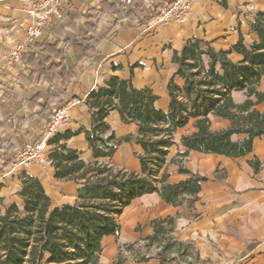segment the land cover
<instances>
[{
  "label": "trees",
  "instance_id": "1",
  "mask_svg": "<svg viewBox=\"0 0 264 264\" xmlns=\"http://www.w3.org/2000/svg\"><path fill=\"white\" fill-rule=\"evenodd\" d=\"M121 8L120 19L135 18L140 3L135 0L129 12ZM71 27L63 15L55 19L51 38L39 39L23 56L32 62V68L21 81L29 86L36 77L43 80L46 92L37 97L43 99L41 111L50 115L52 106L60 108L67 104L66 89L77 76L73 67L66 68L62 52L71 49L77 60L88 57V36L97 28L92 24L91 32H80L75 40L66 43L64 34ZM250 29L256 33L257 41L249 47L239 40L230 51L217 52L206 43L188 40L180 53L174 52L175 76L182 85H177L173 78L168 82L166 112L156 107L157 98L150 89H136L130 80L112 77L90 92L85 100L91 115L90 128L83 132L95 161L85 163L77 151L61 144L74 137V133H55L48 141V161L54 179L79 184L77 202L52 208L40 181L22 173L18 192L21 204H11L0 214V264H102V239L117 238L118 218L123 210L148 194H157L164 203L181 208L182 213L155 219L151 235L119 246L115 264H123L125 254L135 263L151 259L157 260V264L175 260L186 263L193 259L208 264L199 259L191 242L173 236L178 218L192 221L198 217L195 204L201 183L208 180L192 174L185 162L190 151L241 158L252 152L256 138L264 136V113L256 110L264 102V92L257 90L264 77V12L256 14ZM231 52L239 54L241 60L232 62L228 57ZM236 93L243 94V102H235ZM113 111H117L121 123L137 127L135 135H115L106 121ZM209 116L226 120L229 126L213 131ZM190 122L195 131L181 137L183 151L168 163L176 132ZM233 136L243 138L233 141ZM122 143L140 147V153L134 152L140 173L98 161L111 158ZM249 164L256 173L261 168L256 159ZM170 167L187 178L177 183L169 181ZM213 177L224 179V170H216ZM152 248L157 250L154 257L147 255Z\"/></svg>",
  "mask_w": 264,
  "mask_h": 264
},
{
  "label": "crops",
  "instance_id": "2",
  "mask_svg": "<svg viewBox=\"0 0 264 264\" xmlns=\"http://www.w3.org/2000/svg\"><path fill=\"white\" fill-rule=\"evenodd\" d=\"M33 1L0 0V214L11 204H21L18 192L22 173L40 181L52 208L74 205L78 200L79 184L56 181L49 161L26 170L14 166L16 151L44 135L50 116L41 111L43 99L37 97L46 92L43 80L36 77L29 86L21 81L22 76L30 73L32 62L23 59L20 66L5 65V57L27 27V10ZM138 1L140 12L131 19L119 18L123 11L119 0H64L60 11L72 25L64 34L66 43L75 40L80 32H91L92 24L97 26L88 36L91 46L88 57L77 60L71 49L62 52L66 68L73 67L77 76L64 95L69 118L56 134H76L61 144L77 151L85 163L95 161L83 132L90 128L91 115L85 106L90 92L104 86L112 77L130 80L136 89H150L157 98L156 107L166 112L169 106L168 82L173 78L177 85H182L175 76L174 52L180 53L188 40L206 43L217 52L230 51L239 40L249 47L257 41L250 24L258 12H264V0H189V13L184 21L155 24L153 17L167 0ZM122 7L127 12L133 9ZM52 28L53 25L40 40L51 38ZM228 57L232 62L241 60L235 52ZM257 90L264 92V77ZM240 94L239 102L234 94L236 103L245 99ZM55 109L56 106H52V111ZM256 110L264 113V102L257 105ZM209 119L213 131L229 126L226 120L214 116H209ZM106 121L117 137L137 132L134 124L121 123L117 111L111 112ZM194 131L190 122L176 132L168 163L183 151L181 137ZM242 138L233 136L232 140ZM134 152L140 153V147L122 143L111 158L98 161L140 173V163ZM253 159L261 163L257 173L249 164ZM185 166L192 174L208 180L201 183L199 200L195 204L198 217L192 221L178 218L173 236L180 241L191 242L199 259L208 264H264V136L253 141L252 152L244 157L228 158L190 151ZM216 170H224L225 178L214 179ZM168 173L169 181L173 183L187 178L174 167H170ZM178 213H182L181 208L164 203L157 194L144 195L132 201L118 218V237L102 239L100 262L107 264L108 258L117 256L119 246L151 235V223L155 219L175 217ZM106 250L110 254L105 256ZM125 255L127 258L123 264H157L155 259L135 263L128 254Z\"/></svg>",
  "mask_w": 264,
  "mask_h": 264
},
{
  "label": "built area",
  "instance_id": "3",
  "mask_svg": "<svg viewBox=\"0 0 264 264\" xmlns=\"http://www.w3.org/2000/svg\"><path fill=\"white\" fill-rule=\"evenodd\" d=\"M64 0H34L27 10L28 24L19 41L10 49L5 57L8 67L20 66L23 56L30 47L41 39L55 19L61 17V8ZM135 0H119V3L131 8ZM189 13V0H167L159 6L153 17L155 24H166L184 21ZM1 81V75H0ZM69 118L68 107L56 108L49 116L44 135L33 143H26L20 147L14 156V166L24 170L33 165H43L48 162L50 146L49 139L57 132L58 128Z\"/></svg>",
  "mask_w": 264,
  "mask_h": 264
},
{
  "label": "rangeland",
  "instance_id": "4",
  "mask_svg": "<svg viewBox=\"0 0 264 264\" xmlns=\"http://www.w3.org/2000/svg\"><path fill=\"white\" fill-rule=\"evenodd\" d=\"M235 99H236V101H240L241 100V94L240 93H238V94H235ZM139 229V228H138ZM137 248H134V250H136ZM143 252H145V251H142V253ZM105 256L106 255H109L110 254V251H105ZM156 253H157V250H156V248H152L151 250H149V252L147 253V255L148 256H151V257H154L155 255H156ZM127 256V255H126ZM129 256V255H128ZM130 257V256H129ZM127 258V257H126ZM132 260V259H131ZM115 261H116V255L115 256H112V257H110V258H108L107 260H106V262L105 263H107V264H115ZM130 263H131V261H130ZM129 264V263H128ZM167 264H200V263H198V262H196V261H194L193 259H189V261L188 262H186V263H181L180 261H178V260H175V261H172V262H169V263H167Z\"/></svg>",
  "mask_w": 264,
  "mask_h": 264
}]
</instances>
